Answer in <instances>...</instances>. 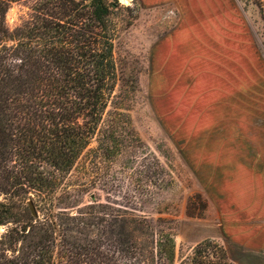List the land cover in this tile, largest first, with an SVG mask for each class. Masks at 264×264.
<instances>
[{
    "label": "rangeland",
    "instance_id": "rangeland-1",
    "mask_svg": "<svg viewBox=\"0 0 264 264\" xmlns=\"http://www.w3.org/2000/svg\"><path fill=\"white\" fill-rule=\"evenodd\" d=\"M108 1L118 98L89 148L106 130L115 140L107 153L86 150L79 160L72 175L81 200L173 220L174 264L204 239L226 247L220 161L246 146L250 156L262 153L249 137L264 135V0H228L219 22L199 19L197 30L175 5ZM29 12L13 3L6 24L13 29ZM239 245L228 244L225 264H264V243L252 244L255 253Z\"/></svg>",
    "mask_w": 264,
    "mask_h": 264
},
{
    "label": "trees",
    "instance_id": "trees-1",
    "mask_svg": "<svg viewBox=\"0 0 264 264\" xmlns=\"http://www.w3.org/2000/svg\"><path fill=\"white\" fill-rule=\"evenodd\" d=\"M21 1L28 18L10 29L5 13ZM115 38L108 0H0V264L175 263L173 220L83 202L73 179L86 150L115 140L106 130L89 148L118 98ZM228 258L204 239L179 264Z\"/></svg>",
    "mask_w": 264,
    "mask_h": 264
},
{
    "label": "crops",
    "instance_id": "crops-1",
    "mask_svg": "<svg viewBox=\"0 0 264 264\" xmlns=\"http://www.w3.org/2000/svg\"><path fill=\"white\" fill-rule=\"evenodd\" d=\"M139 1L146 6L170 4L179 7L186 13L185 19L190 20L196 30L199 29V19L213 18L219 22L223 12H227L229 6L228 0ZM249 139L258 148L261 147L262 153L260 149L259 153L257 152L259 157L250 156L246 146L245 150H242V155L237 154L233 158L232 154H228L220 161L219 170L225 173L223 189L226 190L223 192L226 194L225 200L222 198L223 203L220 206L221 212H224L220 236L223 238L226 245L224 248L229 256L230 250L227 247L229 243L239 247L241 246L239 244H244L246 247L242 246L243 251L252 253L256 249L253 243H264V135L254 133Z\"/></svg>",
    "mask_w": 264,
    "mask_h": 264
},
{
    "label": "water",
    "instance_id": "water-1",
    "mask_svg": "<svg viewBox=\"0 0 264 264\" xmlns=\"http://www.w3.org/2000/svg\"><path fill=\"white\" fill-rule=\"evenodd\" d=\"M28 207L33 217L37 216L36 208L31 200L28 201Z\"/></svg>",
    "mask_w": 264,
    "mask_h": 264
}]
</instances>
